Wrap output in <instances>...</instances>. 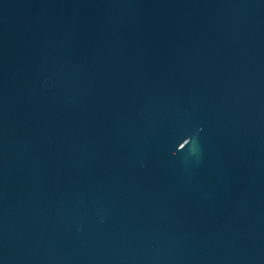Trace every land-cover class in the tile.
I'll return each mask as SVG.
<instances>
[{
  "label": "water",
  "instance_id": "1",
  "mask_svg": "<svg viewBox=\"0 0 264 264\" xmlns=\"http://www.w3.org/2000/svg\"><path fill=\"white\" fill-rule=\"evenodd\" d=\"M0 264H264V0H0Z\"/></svg>",
  "mask_w": 264,
  "mask_h": 264
}]
</instances>
